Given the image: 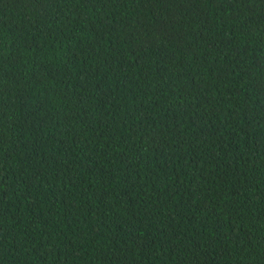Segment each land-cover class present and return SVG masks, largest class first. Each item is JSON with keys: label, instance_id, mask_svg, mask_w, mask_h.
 <instances>
[{"label": "trees", "instance_id": "obj_1", "mask_svg": "<svg viewBox=\"0 0 264 264\" xmlns=\"http://www.w3.org/2000/svg\"><path fill=\"white\" fill-rule=\"evenodd\" d=\"M0 264H264V0H0Z\"/></svg>", "mask_w": 264, "mask_h": 264}]
</instances>
